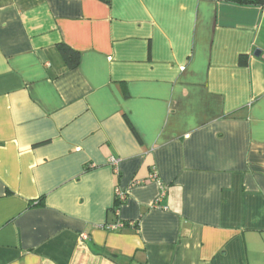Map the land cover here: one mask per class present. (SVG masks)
Here are the masks:
<instances>
[{
	"label": "crops",
	"instance_id": "crops-1",
	"mask_svg": "<svg viewBox=\"0 0 264 264\" xmlns=\"http://www.w3.org/2000/svg\"><path fill=\"white\" fill-rule=\"evenodd\" d=\"M0 264H264V6L0 0Z\"/></svg>",
	"mask_w": 264,
	"mask_h": 264
},
{
	"label": "trees",
	"instance_id": "trees-1",
	"mask_svg": "<svg viewBox=\"0 0 264 264\" xmlns=\"http://www.w3.org/2000/svg\"><path fill=\"white\" fill-rule=\"evenodd\" d=\"M237 3H241V4H259L261 6H264V0H234ZM61 53L63 54L64 58L66 59V62L68 64V67L70 69H75L76 67H78L79 63H80V54L76 51H74L73 49H71L70 47L66 46V45H61L59 47ZM132 130L134 131L133 127ZM122 202H120L118 199L116 200V206L119 207L121 206Z\"/></svg>",
	"mask_w": 264,
	"mask_h": 264
},
{
	"label": "built area",
	"instance_id": "built-area-1",
	"mask_svg": "<svg viewBox=\"0 0 264 264\" xmlns=\"http://www.w3.org/2000/svg\"><path fill=\"white\" fill-rule=\"evenodd\" d=\"M117 197H118V200H119L120 202H124L125 199H126V195H125L124 193H119V192H118Z\"/></svg>",
	"mask_w": 264,
	"mask_h": 264
},
{
	"label": "water",
	"instance_id": "water-1",
	"mask_svg": "<svg viewBox=\"0 0 264 264\" xmlns=\"http://www.w3.org/2000/svg\"><path fill=\"white\" fill-rule=\"evenodd\" d=\"M256 55H260V52H258Z\"/></svg>",
	"mask_w": 264,
	"mask_h": 264
}]
</instances>
